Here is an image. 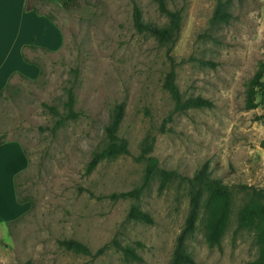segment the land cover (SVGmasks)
<instances>
[{
    "label": "rangeland",
    "instance_id": "obj_1",
    "mask_svg": "<svg viewBox=\"0 0 264 264\" xmlns=\"http://www.w3.org/2000/svg\"><path fill=\"white\" fill-rule=\"evenodd\" d=\"M166 2L181 15L172 50L180 93L208 99L210 107L174 112L163 88L165 47L133 23L134 8L145 22H167L154 0H74L70 9L40 5L53 15L62 43L48 52L29 50L38 76L16 75L0 97V139L27 153L15 183L19 198L29 200L25 216L6 223L0 235V264H167L188 211L186 183L159 188L155 177L138 199L112 197L141 184L145 161L136 158L151 137V154L162 168L192 176L207 162L211 174L231 188L230 214L217 246L206 240L210 218L202 201L186 241L196 264H248L259 256L255 231L238 227V215L252 199L248 188H264V88L255 95L257 106L246 107L249 81L264 63V0H227L230 17L215 25L210 20L216 0ZM74 68L79 117L52 135L44 128L54 117L41 102L63 110ZM121 101L118 134L129 154L103 160L85 174ZM132 205L153 222L129 219ZM67 238L91 253L65 250L58 240ZM117 244L133 248L140 260H126Z\"/></svg>",
    "mask_w": 264,
    "mask_h": 264
},
{
    "label": "trees",
    "instance_id": "obj_2",
    "mask_svg": "<svg viewBox=\"0 0 264 264\" xmlns=\"http://www.w3.org/2000/svg\"><path fill=\"white\" fill-rule=\"evenodd\" d=\"M158 11L167 17V22L162 25H156L152 22H145L141 19L137 8L133 11V23L138 32L146 33L153 37L155 41L165 47V55L169 63V69L163 80V88L169 93L174 103V112L185 111L190 108L210 107L211 102L201 96L183 98L176 83L175 60L172 56V50L178 39L181 26V15L178 10L168 8L166 0H154ZM74 0H66L61 7L70 9L73 7ZM227 0H216V5L213 15L210 20L211 25L216 23L226 22L230 17V13L226 10ZM40 5H55L58 4L54 0H26V9H34L38 14L44 15L50 21L54 22V17L49 12H44ZM29 50L40 52H48L45 47L35 45H24L22 47V57L27 63L38 66L36 61L28 56ZM74 80H70L69 85L65 86V100L63 101V110L61 111L56 105L41 102V106L54 117L51 126L44 129L50 131L54 135L67 121L74 120L79 117V113L75 110V92L74 82L77 78L78 70L74 68ZM16 75L22 76L19 73H12L5 87L0 90V97L7 88L9 81ZM264 63L260 62L253 78L249 81V89L247 91L246 107L248 109L257 106L255 95L259 89L264 88ZM125 113V102L121 101L115 104L109 122L104 127L105 144L98 150L92 152L89 161L85 167V174L91 173L95 167L103 160L112 159L119 155L129 154L128 142L125 138L119 136L118 130L123 120ZM5 141L0 139V144ZM154 138L144 139L141 151L137 160L145 161L144 174L141 184L134 187L130 191L113 194L112 197L117 198H132L138 199L143 193L146 186L155 178H159V188L165 187L172 181H183L187 185V193L189 198L188 211L184 220L183 227L176 237L175 245L172 251L171 258L167 264H196L192 255L186 250V241L193 235L196 222L200 212L202 201L210 218L207 242L210 247L219 245L220 237L227 225L230 207H231V188L223 182L221 178L211 174L209 164L203 163L200 168L192 176H182L174 170L162 168L159 165L157 157L151 154ZM24 154L27 155L25 149ZM16 186V183H15ZM252 193V199L245 204L239 211L238 227H246L255 231L259 243V256L248 264H264V188L257 189L249 187ZM17 201L20 203L28 202L25 197L19 198L16 189ZM31 204V203H30ZM32 207V204H31ZM27 213V212H26ZM24 213L18 219L25 216ZM127 217L132 220L152 223V217L148 212H145L132 205L127 213ZM15 221V220H14ZM14 221L8 222L13 223ZM60 246L65 250L77 254L88 255L91 253L89 247L83 242L73 239L58 240ZM122 251L124 258L140 260L134 249L129 246L118 245ZM99 249L97 252H101ZM20 264H36L31 260H26Z\"/></svg>",
    "mask_w": 264,
    "mask_h": 264
},
{
    "label": "crops",
    "instance_id": "obj_3",
    "mask_svg": "<svg viewBox=\"0 0 264 264\" xmlns=\"http://www.w3.org/2000/svg\"><path fill=\"white\" fill-rule=\"evenodd\" d=\"M26 0L16 6L22 24L19 29L6 34L3 60L0 63V90L5 87L14 72L29 78L38 76L36 65L27 63L22 57L24 45H35L54 50L60 47L62 35L54 22L34 9H26ZM62 5L66 0H54ZM24 153L16 142L0 144V235L6 223L19 218L27 209L26 202L16 197L15 175L23 168Z\"/></svg>",
    "mask_w": 264,
    "mask_h": 264
},
{
    "label": "snow or ice",
    "instance_id": "obj_4",
    "mask_svg": "<svg viewBox=\"0 0 264 264\" xmlns=\"http://www.w3.org/2000/svg\"><path fill=\"white\" fill-rule=\"evenodd\" d=\"M20 0H0V63L3 60L6 34L20 28L22 20L16 11Z\"/></svg>",
    "mask_w": 264,
    "mask_h": 264
}]
</instances>
